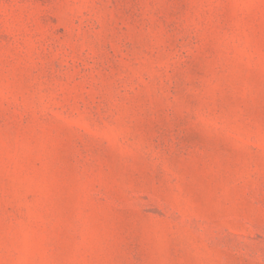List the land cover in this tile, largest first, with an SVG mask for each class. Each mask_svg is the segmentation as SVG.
<instances>
[{
	"label": "rangeland",
	"instance_id": "rangeland-1",
	"mask_svg": "<svg viewBox=\"0 0 264 264\" xmlns=\"http://www.w3.org/2000/svg\"><path fill=\"white\" fill-rule=\"evenodd\" d=\"M0 264H264V0H0Z\"/></svg>",
	"mask_w": 264,
	"mask_h": 264
}]
</instances>
